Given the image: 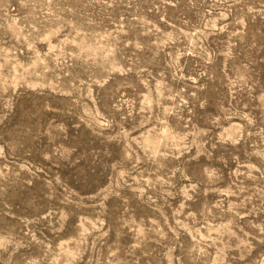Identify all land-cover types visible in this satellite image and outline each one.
<instances>
[{
  "label": "rangeland",
  "instance_id": "obj_1",
  "mask_svg": "<svg viewBox=\"0 0 264 264\" xmlns=\"http://www.w3.org/2000/svg\"><path fill=\"white\" fill-rule=\"evenodd\" d=\"M0 264H264V0H0Z\"/></svg>",
  "mask_w": 264,
  "mask_h": 264
}]
</instances>
